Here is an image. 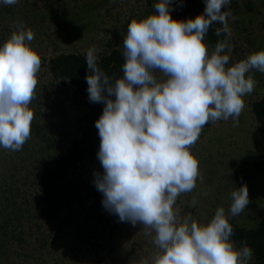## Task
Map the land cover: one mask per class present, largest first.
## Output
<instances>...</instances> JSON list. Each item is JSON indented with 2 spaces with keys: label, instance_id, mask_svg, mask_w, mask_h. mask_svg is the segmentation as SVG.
<instances>
[{
  "label": "clouds",
  "instance_id": "1",
  "mask_svg": "<svg viewBox=\"0 0 264 264\" xmlns=\"http://www.w3.org/2000/svg\"><path fill=\"white\" fill-rule=\"evenodd\" d=\"M203 2V12L187 20L172 18L174 0H156L153 14L131 20L123 38L122 77L99 66L101 48L92 46L85 56L88 100L104 105L95 122L103 173L94 184L107 212L152 236L158 249L153 264H251L253 257L246 242L235 246L229 222L250 203L246 185L231 192L227 213L219 207L206 224L181 217L176 207L200 178L190 149L203 128L229 119L237 126L244 97L256 86L250 73H264V51L230 64L232 0ZM19 3L0 0V6ZM214 24L222 25L215 35L224 38L209 53L205 38ZM34 39L19 23L0 45V148L11 151L22 150L31 137L29 106L42 63L30 46Z\"/></svg>",
  "mask_w": 264,
  "mask_h": 264
},
{
  "label": "rangeland",
  "instance_id": "2",
  "mask_svg": "<svg viewBox=\"0 0 264 264\" xmlns=\"http://www.w3.org/2000/svg\"><path fill=\"white\" fill-rule=\"evenodd\" d=\"M155 2L21 0L12 5L15 11L11 13L13 19L5 22V35L10 33V38L19 23L31 29L35 39L30 46L42 63L35 96L29 106L34 111L31 137L20 151L0 148L1 185L4 172L9 171L8 184L17 193L14 197L18 195L17 201L19 196L27 199L18 221L6 229L0 226V238L5 237L7 250L0 255V264H143L145 260L153 264L152 258L158 249L152 236L145 235L142 225L121 222L111 236L103 230L99 217L106 210L101 204L102 194L94 184L96 174L103 173L98 157L80 163L70 174L69 180L74 185L72 203L53 222L36 215L34 205L38 199L32 189L35 178L31 171L35 158L42 161L45 151L56 155L64 149L65 141L77 132V122L83 114L76 104L72 86L52 77L47 67L49 59L60 53L86 54L92 46L101 48L100 54L111 45L123 48L128 23L153 14ZM172 7L173 19L187 20L201 14L205 4L203 0H174ZM230 10L236 17L234 21L229 20L233 45L230 64H234L264 51V0H232ZM3 15L6 19L10 17L9 13ZM212 27L217 29L222 25ZM156 75L162 78L161 73ZM250 75L256 86L244 97L245 109L238 125L233 126L232 119L209 123L190 149L198 160L200 178L191 192L177 198L181 217L191 216L198 224H206L219 207L227 213L232 203L230 194L241 185L247 186L250 203L234 217L235 221L243 227H254L262 217L264 138L257 132L251 103L264 96V73L253 70ZM194 199L195 206L191 203Z\"/></svg>",
  "mask_w": 264,
  "mask_h": 264
},
{
  "label": "trees",
  "instance_id": "3",
  "mask_svg": "<svg viewBox=\"0 0 264 264\" xmlns=\"http://www.w3.org/2000/svg\"><path fill=\"white\" fill-rule=\"evenodd\" d=\"M14 11L13 6H2L0 8V19L3 24L0 26L2 27L0 35L4 33L7 27L5 22L13 19L11 13ZM5 13L7 15L9 13L10 17L8 19L3 15ZM215 30L212 27L205 38V42L212 51L216 43L223 39V36L217 37L215 35ZM3 35L0 39V45L9 38L7 34L4 33ZM122 52L123 48L109 46L108 51L100 54L99 66L110 76L122 77L121 69L124 62ZM85 56L86 54L81 53H60L52 56L47 64L48 70L54 79L72 86L77 97L76 104L83 111L77 122V132L65 141L64 149L56 155L47 154L45 151L42 161L35 158L36 162L31 171L35 178V187L32 189L38 199L34 205L36 215L50 222L57 220L62 211L72 203L74 185L69 180L70 174L77 170L80 163L97 157L100 145V137L95 122L102 114L104 105L90 103L88 100V85L85 79L88 70ZM64 78H67V80ZM51 111L54 113L53 110ZM251 113L259 136L264 138V96L251 103ZM0 153L2 154L1 150ZM5 173L6 171L1 179L3 184L0 183V226L3 229L18 221L21 207L27 204L25 197L19 196V201H17L18 195L14 197V194L17 193L11 191L8 184L11 175H9V171L7 174ZM99 220L103 230H107L110 236L114 235L120 228L121 222L118 217L107 211L99 217ZM229 222L234 229V235L231 239L235 246L240 248L246 242L247 246L253 250L251 264H264V207L262 217L254 227H243L235 221L234 217H229ZM4 239L5 237L0 238V255H4L5 252L3 251L7 252Z\"/></svg>",
  "mask_w": 264,
  "mask_h": 264
}]
</instances>
